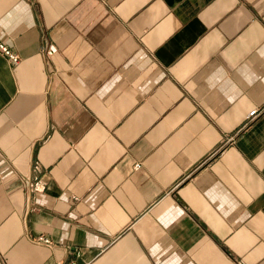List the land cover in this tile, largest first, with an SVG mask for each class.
<instances>
[{"label":"crops","instance_id":"0c3cea01","mask_svg":"<svg viewBox=\"0 0 264 264\" xmlns=\"http://www.w3.org/2000/svg\"><path fill=\"white\" fill-rule=\"evenodd\" d=\"M0 40V264H264V0H0Z\"/></svg>","mask_w":264,"mask_h":264},{"label":"built area","instance_id":"2783aa9c","mask_svg":"<svg viewBox=\"0 0 264 264\" xmlns=\"http://www.w3.org/2000/svg\"><path fill=\"white\" fill-rule=\"evenodd\" d=\"M0 52L2 54H4L8 60L12 63H16L19 60V56L16 52H14L13 50H11L5 43H3L0 40ZM48 54H51L50 50H47ZM261 109L258 108H253L249 111L248 113V121L255 118L259 113H260ZM140 165L139 163L135 164V168H138ZM34 241H36L37 243H42V244H50L52 243L51 239L45 235H38L36 237L33 238ZM56 264H64V262L62 260H58ZM68 264H74L73 261H70Z\"/></svg>","mask_w":264,"mask_h":264}]
</instances>
